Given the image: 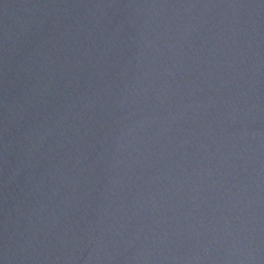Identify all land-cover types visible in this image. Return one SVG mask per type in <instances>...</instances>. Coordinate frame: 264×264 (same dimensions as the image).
<instances>
[{
  "label": "water",
  "instance_id": "obj_1",
  "mask_svg": "<svg viewBox=\"0 0 264 264\" xmlns=\"http://www.w3.org/2000/svg\"><path fill=\"white\" fill-rule=\"evenodd\" d=\"M0 264H264V0H0Z\"/></svg>",
  "mask_w": 264,
  "mask_h": 264
}]
</instances>
